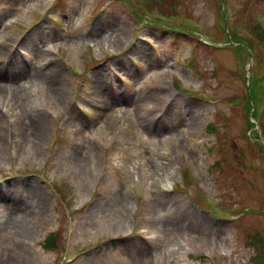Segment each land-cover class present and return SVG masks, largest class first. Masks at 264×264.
Returning a JSON list of instances; mask_svg holds the SVG:
<instances>
[{"label":"rangeland","instance_id":"obj_1","mask_svg":"<svg viewBox=\"0 0 264 264\" xmlns=\"http://www.w3.org/2000/svg\"><path fill=\"white\" fill-rule=\"evenodd\" d=\"M0 67V264H264V0H0Z\"/></svg>","mask_w":264,"mask_h":264},{"label":"bare ground","instance_id":"obj_2","mask_svg":"<svg viewBox=\"0 0 264 264\" xmlns=\"http://www.w3.org/2000/svg\"><path fill=\"white\" fill-rule=\"evenodd\" d=\"M111 29L116 33L118 34L119 36H122L123 34V30L122 29H118V28H115V27H111ZM120 39H118L117 41H119ZM3 49V47H2ZM138 53L140 54V56H142L143 58L146 56V53L142 50H138ZM51 72V71H50ZM4 73H8V74H11L10 73V70H5L3 67H0V77L3 76ZM15 74V73H13ZM19 75V76H18ZM18 75H12V77H15V78H19L20 81L21 80H24L26 82H29V83H33L36 78L39 79V77H41V73H39L38 71H34V72H31V73H27V75L23 74V73H18ZM10 76V75H9ZM51 78V76H50ZM49 76H48V79L50 80ZM52 79H54V83L52 84L53 85V91H56L57 93H59L60 96H63L65 97L66 93L68 92L69 88L67 87V85H65L64 82L60 81L57 76H53ZM21 83L18 81L15 82V85L13 86H18L20 85ZM108 90V89H106ZM106 95H108V99L112 100V99H115L118 94L116 93L114 95V93H111L110 91L106 92ZM17 96H19L20 98L23 99V101L25 102V107L24 108H27L25 111L26 113H29L30 116H35L37 117V122L35 123V126H34V129H33V135H35L36 133V136L37 137H44V131L41 130V125H40V119L41 117L44 116V114H42L41 112V109L36 105V103L30 98V96L28 95V93H26V89H21L19 90V93H17ZM101 98V99H100ZM104 99L103 96H98V98L94 99V101L99 104V105H102V100ZM117 108H115L114 110H110L104 120L106 119L110 124L113 125L114 128H118L121 124V122L124 120V115L122 114V112H116ZM107 111V110H105ZM152 111H147L144 115V118L146 121L149 122L151 116H152ZM31 118V117H30ZM2 135L0 134V137ZM8 201L12 202V204H9L11 206V209L9 211V213L7 214H2L3 212L1 211L0 213V218H3V224H5L6 226L10 227V226H13L12 223L14 222V218L15 216H17L19 213L20 214H25L26 216H29L30 215L28 214V211L25 209V208H22V207H19L17 204V202H13L14 200H10V198L7 199ZM171 207L173 208V211H174V214L176 217H179L180 216V213L181 211H183L185 208H180L179 207V204H174V205H171ZM18 213V214H17ZM179 220V219H178ZM45 223H49V219L45 218ZM39 223L40 222H35L33 220H25L23 221L20 226L22 229H19L17 230L18 234L22 233L21 235H17L16 237H13L11 238L13 241H14V238H18V236H22V235H27L29 236L31 234V232L33 231L34 228L36 227H39ZM5 225H2V226H5ZM2 227L0 226V229ZM174 232H176V230L173 228ZM176 234V233H175ZM180 235V234H178ZM182 236V235H180ZM185 242V241H184ZM194 242H197L198 245H195L197 246L200 251H202L205 247H212L214 249H219L220 250V242L219 241H215V240H212L211 238H197V241H194ZM188 243V242H187ZM188 245V244H187ZM24 248V245L22 242H19L14 245V249L15 248ZM27 253L25 251V248H24V251L23 253ZM24 253V254H25ZM13 259L12 258H9L7 260H5L6 262H10L11 260ZM142 262L144 263L145 261L142 260Z\"/></svg>","mask_w":264,"mask_h":264}]
</instances>
